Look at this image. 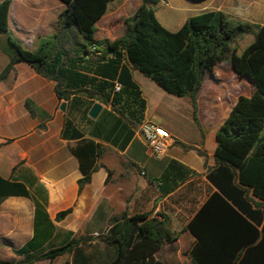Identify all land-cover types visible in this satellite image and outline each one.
<instances>
[{
	"label": "crops",
	"instance_id": "obj_1",
	"mask_svg": "<svg viewBox=\"0 0 264 264\" xmlns=\"http://www.w3.org/2000/svg\"><path fill=\"white\" fill-rule=\"evenodd\" d=\"M176 1L181 8L186 6V0ZM161 2L166 4L165 0H159L152 5L155 16L156 6ZM139 3L140 0H110L105 12L95 21L93 38L120 37L125 27L123 19ZM63 7L59 0H10L7 23L11 34L24 48L34 50L40 40L51 38L57 32L56 16ZM181 12L164 5L156 18L163 27L174 31L188 17ZM8 60L5 41L0 42V71ZM122 63L144 100L140 122L149 120L161 125L173 139L161 159L147 155L135 132L140 122H127L95 93L89 98L83 92H76L67 101L59 100L53 91L54 81L38 75L25 62L15 63L0 80V177L22 183L28 192L27 197L11 195L0 202V246L5 252L1 261L16 264L21 256L15 255L12 249L31 239L33 228L34 231L41 228L37 219L47 227L48 234L43 239L32 238L34 247L37 246L34 252L52 240L56 243L51 246H56L71 237L107 234L111 216L124 213L128 217L144 212L157 219H160L158 212L162 213L172 238L153 253V258L162 264H182V255L188 257L194 237L185 230V225L208 195L218 192L207 179V174L217 166L213 160L214 132L240 95L232 90L226 93L222 82L214 77L220 73L238 74L227 60L216 63L212 72L203 77L197 92L196 119H193L186 96L167 93L140 71L130 69L125 60ZM207 79L211 80L205 86ZM247 80L251 89L241 94L244 96H249L254 88L253 82ZM25 101L29 108L25 107ZM62 101L64 110L59 109ZM94 102L100 109L91 118L87 112ZM65 119L70 121L73 130L68 129L63 136ZM76 131L104 148L89 181L79 190L77 180L81 174L76 158L69 151V146L76 141ZM179 143L189 148H182ZM170 161L174 167L169 170ZM140 170L144 173L140 174ZM167 171L170 173L161 183L160 177ZM168 183L174 185L171 191L160 194L158 187ZM241 199L236 201L247 205L241 215L259 230L257 222L264 219L262 207L254 203L246 189ZM227 201L235 206L230 199ZM66 208L70 212L55 221V214ZM259 237L249 246L256 245ZM98 243L95 237H89L74 251L45 259L44 264H108L112 259L110 251ZM163 245H173L172 251L160 256ZM40 261L43 260L32 264Z\"/></svg>",
	"mask_w": 264,
	"mask_h": 264
},
{
	"label": "trees",
	"instance_id": "obj_2",
	"mask_svg": "<svg viewBox=\"0 0 264 264\" xmlns=\"http://www.w3.org/2000/svg\"><path fill=\"white\" fill-rule=\"evenodd\" d=\"M59 1L64 7L56 16L57 32L30 50L21 45L8 27L10 0H0V33L4 35L9 56L0 71V80L15 63L25 62L38 75L54 81L57 99L67 101L76 92L90 98L95 93L133 124L142 119L144 100L122 60L167 93L186 96L193 119H196L197 92L203 77L212 72L216 63L227 60L235 73L253 82L252 93L238 95L215 129L213 160L217 166L207 174V179L218 192L208 195L186 223L185 230L194 237L187 253L190 264H264V219L258 220V230L241 215L247 205L236 201L242 200L246 189L264 211V24L233 20L220 10L209 9L186 17L171 31L154 14L152 5L159 0H140L135 11L123 19L125 27L120 37L95 39V21L105 12L110 0ZM234 1L239 5L254 1L253 5L261 7L259 0ZM243 35H251L252 40L237 54L231 45ZM113 80L120 82L119 91H112ZM24 105L29 108L28 101ZM68 129L73 130L70 121L65 119L63 136ZM74 136L76 141L69 146V151L76 158L81 174L77 180L79 190L89 181L104 148L77 131ZM173 167L174 162L170 161L169 170ZM168 173L161 175V183L166 181ZM173 186L168 183L159 186L158 191L164 195ZM11 195L27 197L28 192L22 183L0 177V202ZM69 212L70 208L58 211L54 220L62 219ZM158 216L160 219L150 217L149 212L111 216L107 234L100 240L112 256L108 264H162L153 258V253L172 238L164 215L158 212ZM37 221L41 228L37 231L33 228L31 239L12 249L15 255L21 256L16 264L52 260L74 251L80 242L89 239L88 236L71 237L59 245L34 252L37 246L34 247L32 238L43 239L48 234L41 219ZM259 235L258 243L249 246ZM12 263L0 261V264Z\"/></svg>",
	"mask_w": 264,
	"mask_h": 264
},
{
	"label": "rangeland",
	"instance_id": "obj_3",
	"mask_svg": "<svg viewBox=\"0 0 264 264\" xmlns=\"http://www.w3.org/2000/svg\"><path fill=\"white\" fill-rule=\"evenodd\" d=\"M38 1L51 2V0H38ZM165 1H166V4L161 2L156 6V16L159 17L160 7L165 5L166 8L167 7L175 8L179 12L180 10H182L181 13H183L184 16L193 15V14L199 13L204 10L215 9V10L222 11L227 17L233 20L248 21V22L257 23V24H264V6H263L264 0L258 1V3L261 4V7L258 5H253L254 1H252L250 4L249 2H243L241 5H239L237 1H234V0H202V1L186 0V6L183 8H181L178 5L179 3L176 0H173L172 2L169 0H165ZM167 11H170V10H167ZM172 29H176V27ZM251 40H252L251 35H243L240 38H237L232 43L231 46L235 47L236 53L238 54ZM0 42L4 43V35L2 33H0ZM219 66L223 67L222 64H220ZM214 78H217L218 82H222V90L226 91V93H227V90H232L235 94L249 93L251 89V84L248 82V80L245 77L234 75L232 72H228L225 74L220 73L219 76H216ZM209 80L211 79H207V81L205 82V86L207 82H210ZM156 122H159V121H156ZM104 235L106 234L104 233L98 236L90 235L88 237H95L99 242L98 244H103L100 240ZM3 240H5L4 237H3ZM55 243H56L55 240L49 241L47 244L39 248L38 251H43L47 249L48 247H50L51 245H54ZM171 246L173 245H163V247L159 251V255L162 256L166 251H172ZM4 253L5 252L3 248L0 246V257H2ZM39 264H44V260L40 261ZM182 264H189V260L186 254L185 256L182 255Z\"/></svg>",
	"mask_w": 264,
	"mask_h": 264
},
{
	"label": "built area",
	"instance_id": "obj_4",
	"mask_svg": "<svg viewBox=\"0 0 264 264\" xmlns=\"http://www.w3.org/2000/svg\"><path fill=\"white\" fill-rule=\"evenodd\" d=\"M121 85L115 81L112 85V91H119ZM136 135L141 140L147 155L153 159H161L167 148L173 143V139L168 131L161 125L149 120H142L136 127ZM143 174V170L139 171Z\"/></svg>",
	"mask_w": 264,
	"mask_h": 264
},
{
	"label": "water",
	"instance_id": "obj_5",
	"mask_svg": "<svg viewBox=\"0 0 264 264\" xmlns=\"http://www.w3.org/2000/svg\"><path fill=\"white\" fill-rule=\"evenodd\" d=\"M64 106H65L64 101L60 102L59 109L60 110H64ZM99 109H100V105L94 102L90 106V108H89V110L87 112L88 116L91 117V118H94L96 116V114L98 113Z\"/></svg>",
	"mask_w": 264,
	"mask_h": 264
}]
</instances>
